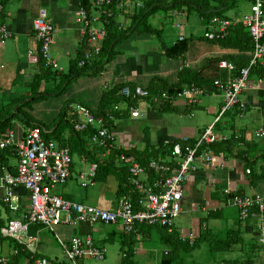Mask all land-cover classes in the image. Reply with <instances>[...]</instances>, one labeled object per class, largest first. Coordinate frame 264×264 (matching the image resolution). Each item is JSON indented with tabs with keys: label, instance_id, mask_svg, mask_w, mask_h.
<instances>
[{
	"label": "crops",
	"instance_id": "1",
	"mask_svg": "<svg viewBox=\"0 0 264 264\" xmlns=\"http://www.w3.org/2000/svg\"><path fill=\"white\" fill-rule=\"evenodd\" d=\"M251 1L253 0H243L241 4L239 3L241 8H238V0H234V2L230 0L228 4L212 0L210 6H215L216 9L223 8V16L241 20L245 14L251 12ZM137 3V0H126L122 7L116 8L117 25L120 30H128V32L116 43L112 58L104 66L103 71L98 72L94 76L81 75L69 78L68 81L62 84L61 80L64 76L75 72L74 61L86 47L81 38V30L76 13L78 1L4 0V10L0 13V23H5L12 35L7 41L0 42V97L13 94L19 96L23 92L24 96L12 99L17 102L19 99L29 96V94L36 95L44 91L57 92L56 90L59 88H66V91L62 93L64 95V103L61 105L59 113L50 117L52 121L49 124L53 125L58 121L68 104L67 113H69L68 109L71 108V105L78 103L86 105L93 112H98L100 107L105 104L107 107H105V110L108 111L110 108L108 106L115 103H107L109 98L102 100L106 89H115L112 92L115 93L117 88L129 85L132 88L143 86L161 90L165 84L181 83L183 86L190 84L187 83L189 80L199 79L203 82L201 87L206 89V93L200 96L197 103L189 104L185 100H180L173 103L169 108L170 110L164 111L163 107H154L148 100L140 99L133 103L139 105L141 111L137 114H131L128 109L130 102L119 101L116 104L119 105L120 112L117 114V111H115V120L111 121L106 118L107 112L100 113L104 117L106 124L112 126V132L117 137L116 144L118 148H134L142 152L147 147L155 146L156 148L161 147L167 150L174 143L183 142L186 137L190 138V140H195L207 125L215 121L224 101V94L214 85V81L217 78L225 79L229 76V71L225 68H220L219 62L221 60H229L244 66L249 62L252 50L247 47L244 35L236 33V31L232 33L233 35L230 34L232 36L228 35L229 38L233 37L231 38L232 40L230 39L231 42L229 39L224 42H214L216 40L206 38L207 21H203L204 19L198 13L203 24L201 25L203 33H199L197 28L190 22L193 12L198 11L188 5H184L181 8L173 9L175 17L180 19L172 23L168 34H165L164 28H157L151 22V19L155 18L160 11L149 20L154 28L162 30V37L168 47L175 45L177 39L182 35L185 38H193L183 56L168 57L163 50V43L158 33L146 31L145 29L129 31L133 23L135 24L136 22V14L141 9L137 6ZM42 8L48 11L49 19L56 29L51 55L57 61L59 68L47 66L45 63L46 67H50L52 70L42 68L41 63L32 62L29 58L30 51H33L34 54H39L40 52V42L33 29V21ZM180 23L181 25H178ZM142 26H144V22L141 23ZM174 29L178 31L177 34L173 33L176 39H170L169 35L173 37L171 33ZM168 39L171 42H168ZM259 80L260 76L257 71L251 73L250 87L242 94L241 98L248 105V110L242 112L237 107L233 112H228L224 115L217 123V129L221 135H227L230 138L237 137L236 141H230V149H226L224 152L214 150V160L209 164L199 162L197 169L190 173L185 185V189L192 192L194 202L203 205L207 212H209L210 208L222 207L220 213L222 211L228 214V222H233L234 224L233 232L240 234L237 242L242 240L243 236H246L243 238L242 243H244L241 247L243 248L241 251L245 253L248 251H245L246 243L244 239L247 238L252 241L256 237L258 241V216L253 215L241 223L237 219L238 214L234 215L237 210L232 207V202L228 201L229 203L227 204L226 201L215 199L212 197V193L217 189L226 190L227 188L234 191L242 190V192L246 193L264 191V181H261L256 189L251 185L247 172L251 167L246 165V159L241 153V151H248L245 155L249 154L248 156L256 161L254 164L255 170L263 173L264 156L261 153L264 154V137H259L256 134L259 130L264 129V82ZM26 98H28L26 99L28 101L31 100L30 97ZM22 100L18 102V105L22 103ZM37 101L41 100L38 99L34 102ZM34 120L45 122L38 117H34ZM20 121L18 119L14 121V126L18 130L26 126L21 119ZM66 135L71 134L67 132ZM69 138L71 137L69 136ZM91 139H89L91 142L86 145L85 142L84 146L79 144V150L85 148L83 151L81 150L74 154L72 177L68 183L57 191L60 194L55 193L72 200L88 201L90 204L113 209L118 201V180L115 176L111 175L105 181L92 182L86 186L82 183L86 179L78 177L80 174L88 172L91 167L92 161L89 159L91 154L89 155L88 152H94L95 149L93 148L96 145ZM14 160V157H12L11 162L15 163ZM167 161L170 163L171 158L167 157ZM168 163L167 165L173 168L174 164L170 165ZM75 174H77V178H75ZM20 194L21 203L26 206L28 199L25 191L21 190ZM231 219L234 220L231 221ZM207 227L201 233L205 232ZM44 229L40 228L35 233L39 238L40 254L48 260L64 261L66 256L63 251L62 258L59 259V256L56 255V259H51L53 247L50 244H52V239L47 236L42 237V234L46 231ZM53 231L61 233L62 235H57V238L60 237L64 240H69L75 235L92 234L96 245L105 247L106 251L107 247L105 244L108 241L115 243L118 240L123 251L134 247V255L137 254L136 252L143 250L142 247L140 249L143 241H151L153 238L152 230L143 232L139 238H136L134 245L132 240L135 239L131 237L129 241L122 224L99 223L91 226L81 223L73 226L61 223ZM200 235L195 234L196 237ZM161 237L164 239L163 236ZM180 238L182 239L181 235ZM198 239L196 238L194 245H196ZM182 240L185 241L184 239ZM186 242L189 243V241ZM169 245H172V243ZM10 247L11 244L4 246L7 249ZM235 249L233 248L229 252H233ZM250 249L251 254L246 255L249 257H245L246 259H244L243 263L239 264H264V249L261 245L258 246L256 243L250 242ZM169 251L172 252V250ZM153 256L154 254L150 256V261H152ZM235 261L238 262L239 260L235 259ZM132 262L139 263L137 257H134ZM83 264L96 263L86 258ZM122 264H125L124 258Z\"/></svg>",
	"mask_w": 264,
	"mask_h": 264
},
{
	"label": "built area",
	"instance_id": "2",
	"mask_svg": "<svg viewBox=\"0 0 264 264\" xmlns=\"http://www.w3.org/2000/svg\"><path fill=\"white\" fill-rule=\"evenodd\" d=\"M77 1L79 4L76 13L81 38L86 44L79 60V66L83 67L93 64L102 54L103 44L108 35L107 24L117 17L114 6L122 7L125 0H92V7L89 9L81 0ZM137 1L138 7L145 6L143 0ZM3 10L4 0H0V13ZM239 24H242L253 38L252 56L246 65L240 67L229 60L219 62L220 68L229 71L228 77L217 78L214 81V85L224 94L223 104L215 121L207 125L195 140L191 141L186 137L184 143L174 144L171 158L176 163V168L151 185L142 177L147 172L145 167L133 155H120L123 163L130 164V183L142 193L136 202L137 206L132 196L119 198L115 208L107 209L52 193L55 186L66 184L72 177L74 160L69 147L60 145L53 137H47L45 134L47 132L41 125L24 126L20 130L15 126L6 130L0 128V151L11 149L16 159L15 163L10 161V165L15 169L13 172L0 155V209L3 208L5 212V223L0 226V264H83L86 258H106V248L96 245L92 234L75 235L69 240L58 237L66 256L64 261H51L41 257L39 238L31 233L33 224L42 225L50 230L61 223L73 226L81 223L92 226L99 223L122 224L129 237H140L143 233L141 227L146 229L147 226L175 225V220L183 212L185 185L190 173L197 169L199 162L209 164L214 160V144L220 140L230 139L229 136L219 133L217 123L237 107L242 112L247 111L248 106L242 100V94L250 87L253 67L261 65L264 68V0H253L251 12L245 14L241 20L215 15L206 28L205 36L211 40L223 39L232 34ZM33 29L40 42V52L34 54L30 51V60L36 63L44 60L47 66L59 68L51 55L56 29L46 9H40L39 15L33 21ZM11 35L12 32L7 25L0 24V42L7 41ZM183 38L182 35L181 39ZM259 81L264 82V78L260 77ZM205 93L206 89L195 83L183 85L176 93L163 91L152 95L151 91L143 86L132 88L128 85L120 91V94L129 98L131 102L145 99L154 107L180 100H185L189 104L197 103L200 96ZM131 102L128 104L130 113H139L141 107ZM119 109V105H114L107 111L108 117L115 119L114 111ZM68 117L76 131L84 132L90 127L97 129V133L91 139L94 144L118 148L115 134L105 125L104 117L92 112L86 105L78 103L70 108ZM256 134L264 137V129ZM150 166L157 171L167 170L165 165L156 159L151 160ZM97 168L98 164L92 163L88 172L78 176L86 179L82 182L84 186L93 182ZM247 172L250 173V169ZM21 190L25 191L28 199L26 206L21 203ZM231 190L227 188L226 192L229 193ZM231 202L239 207L241 219L258 216V241L264 249V191L236 194ZM6 207H9L10 213L5 210ZM182 239L194 245L196 236L191 232L187 236H182ZM6 244H11L8 253L3 252ZM128 251L129 249L123 253L124 257L128 256ZM22 252L27 253L25 258L20 257Z\"/></svg>",
	"mask_w": 264,
	"mask_h": 264
},
{
	"label": "trees",
	"instance_id": "3",
	"mask_svg": "<svg viewBox=\"0 0 264 264\" xmlns=\"http://www.w3.org/2000/svg\"><path fill=\"white\" fill-rule=\"evenodd\" d=\"M82 3L85 5V7H87L88 9L92 7V3L91 0H81ZM211 1L212 0H144L145 2V7H142L140 9V11L136 14L137 18H136V22L135 24L133 23V25L130 27L129 31L133 30H146V31H150V32H155L158 33L159 37L161 38V41L163 43V50L165 52V54L168 57H179V56H183L187 49H188V45L189 43L193 40L192 37L190 38H184V40H179V38L177 39L175 45L168 47L165 44V41L162 37V30L160 29H156L153 27V25L150 24L149 20L150 18L156 14L157 12H159L161 9H174V8H181L184 5H188L190 8H194L198 11V13L200 14V16L204 19L203 21H207L208 22L211 20V18L214 15H223V8H217L211 7ZM217 1L219 3H224L226 2V4H228V2L230 0H214ZM234 2V0H232ZM225 4V5H226ZM221 5V4H220ZM189 8V9H190ZM114 9H116V6H114ZM138 19V21H137ZM134 22V21H133ZM144 22V26L141 27V23ZM3 24V23H0ZM119 24V23H118ZM107 28H108V35L106 40L104 41L103 44V51L102 54L96 58L93 62V64H87L83 67L79 66V60L82 56V52L79 55V57L74 61V66H75V72L68 74V76H64L63 79L61 80L64 84L65 81H68L69 78H75L81 75H90V76H94L96 75L98 72L103 71L104 66L111 60L112 58V53L114 51V47L116 45V43L122 39L128 32L127 31H122L120 30V27L117 25V17L115 19H112L108 22L107 24ZM241 28V29H239ZM239 29V30H237ZM236 33H242L245 37V42L247 43V47L251 50H253L254 48V41L253 38L251 37L250 33L248 32V30L242 25L239 24L238 26H236L233 30V32ZM232 32V33H233ZM233 35V34H232ZM230 35V36H232ZM233 38V37H231ZM229 38V36L223 38V39H216V41L214 42H224L227 39H231ZM232 40V39H231ZM230 40V42H231ZM40 63L42 64V68H48L49 70H52L50 67H46L45 65V61L41 60ZM246 65V64H245ZM237 66L240 67L242 66V64H238ZM254 71H257L260 77L264 78V68L261 65L255 66L252 69V73ZM56 72V71H55ZM187 83H195L197 85L202 86V83L199 79H192L189 80V82ZM200 83V84H199ZM123 87V86H122ZM117 88V90L114 92L115 89H111L108 90L104 93L102 100H106L107 98H109L107 103H112L114 102L115 104H112L111 106L109 105L108 107L109 110L111 108L114 107V105H117L116 103H118L119 101H128L131 102V100L129 98L123 97L122 95H120L119 90L122 88ZM148 89L151 91L152 95L153 94H158L160 92L163 91H168V92H172V93H176L179 90L182 89V84L178 83V84H165L161 90L158 88H150L148 87ZM57 92H42L41 94H36V95H29L26 97H30L31 100H26L28 98H22V103L19 104V106L16 108V110H12L10 112H8L7 110L0 109V128L2 130H6L8 128H14V124H15V120L16 119H21L26 126H36V125H41L45 128L46 132V136L47 137H53L60 145L62 146H67L69 147L72 156H74L75 153H77L78 151H83L84 148L79 150V144L84 146L89 142H91L89 139L92 138L96 133H97V129L90 127L87 131L84 132H79L76 131L73 125V122L71 119H69L67 116V112L66 109L62 112L61 116L59 117L58 121L51 125V124H47L45 122H41V121H35L34 117L30 115V113L27 111H25V107H28V105H30L31 103H33L36 100H42L45 99L49 96H55V95H59L60 93H63L64 91H66V88H59L56 90ZM114 98V100H113ZM150 100V98H149ZM137 102V101H135ZM132 103V102H131ZM173 103H168L166 105L163 106H159V107H163L164 111H168L170 110V106H172ZM103 107V108H102ZM106 105L103 104L100 109L98 110L99 115L101 116L100 113L102 112H107L105 110ZM25 108V109H24ZM107 108V107H106ZM108 110V111H109ZM15 111V112H14ZM117 111V114H119V110H115ZM114 111V113H115ZM130 112V111H129ZM106 118H108L109 120H111L108 115L106 116ZM112 121V120H111ZM105 125L109 128H111L112 126L110 124H106ZM67 132H70L71 135H66ZM73 134V135H72ZM69 136L71 138H69ZM72 139V141H71ZM73 139L74 142H73ZM236 141V137H232L228 140H220L219 142H217L216 144L213 145V148L215 151H222L224 152L226 149H230L231 147V143H229L230 141ZM193 141V140H191ZM177 143H184V141H180ZM176 144V143H174ZM171 145V147H169V149L165 150V148H156L155 146H150L147 147L144 151L139 152L136 149H125V148H109V147H104V146H100V145H95L93 149L94 152H88L90 157L89 159L92 161L91 163H97L98 164V168L97 171L92 179L93 182L96 181H105L108 179L109 176L113 175L116 177V179L118 180V199L123 197V196H132L133 202L136 204L137 200L140 198V196L142 195L141 192L137 191L136 187L133 186L130 183V177H131V173H130V164H125L120 160V155L121 154H128V155H133L142 166L145 167V170L147 171L146 174L144 175V179L149 182V184L153 185L154 183H156L160 178H164L166 175H168L169 173H171L173 171V169L176 168V163L174 162V160H172L173 158H171V151H172V147L174 146ZM11 149H7L3 152L0 151V155L2 156L3 161L9 166V169L12 170L13 172H15V169L13 166L10 165V161L11 158L13 157V154L11 153ZM248 152V151H247ZM246 151H241L242 156L245 157L244 159H246V165H249L251 167L250 169V173H248L249 177H250V183L251 185L256 189L258 188V186L260 185L259 183L261 181H264V167L262 169V172H259L257 170H255L254 164L256 163V161L249 157L247 155H245V153H247ZM263 156L264 154L261 153ZM167 157L171 158L170 163H168L169 161H167ZM156 159V160H160V162L162 164L165 165V167L167 168L166 171L164 170H155L154 168H152L150 166V162L151 160ZM168 164H174L173 168H170ZM71 179V178H70ZM68 183V182H67ZM260 192V191H259ZM245 194L246 192H242V190H231L229 193L226 192V190H222V189H217L216 191H214L212 193V197L215 199H220L223 201H226L227 204L229 202L232 201V198L236 195V194ZM251 194V193H248ZM72 200L71 198H67ZM75 200V199H73ZM75 201H80V202H84L81 200H75ZM229 201V202H228ZM137 206V204H136ZM222 207H218V208H210L209 212H208V219L212 218V219H221V218H225L227 216V218H229L228 214H225L224 212L221 211L220 213V209ZM5 210L7 212H9V207H6ZM254 212H256V210L253 209ZM10 213V212H9ZM4 210L3 208L0 209V226L2 224L5 223V218H4ZM10 215V214H9ZM238 221L243 223L244 220L240 218L239 213H238ZM207 227V226H206ZM40 228H45L42 225L39 224H33L31 226V233L35 235V233L37 232L38 229ZM157 229L159 232L166 230L167 234L163 235L164 240L168 243H172L175 244L176 249L169 251L166 255L163 256L162 260H161V264H179L178 262H176L175 260L179 257L178 255V250L179 248H181L182 246L185 247L187 249V251H191L194 247H196L197 245H200L201 242L206 241V242H212L214 247L216 245L217 242V247L219 250H232L233 249V244L237 243L238 239L240 238V234L237 232H233V229L229 230L228 233V237L226 239H219L217 237V234L210 228H206V231L201 233V235L199 236V239L196 243V245L191 246L188 242H184L181 238H180V234L177 231L175 225L169 226V227H155V226H147L146 229H144V227H141V231L142 232H146V231H151L153 229ZM55 229V228H54ZM53 229V230H54ZM52 230V231H53ZM127 238L129 239V241L131 240V238L126 235ZM132 237V236H131ZM133 244L136 242V236H133ZM135 245V244H134ZM225 248H223V247ZM125 251V249H124ZM186 251V252H187ZM27 256V253L22 252L20 257L21 258H25ZM41 257H43L40 254ZM124 258V263L125 264H139V263H134L132 262L133 258H134V247H131L128 251V256L127 257H123Z\"/></svg>",
	"mask_w": 264,
	"mask_h": 264
},
{
	"label": "rangeland",
	"instance_id": "4",
	"mask_svg": "<svg viewBox=\"0 0 264 264\" xmlns=\"http://www.w3.org/2000/svg\"><path fill=\"white\" fill-rule=\"evenodd\" d=\"M243 0H238V8H241V4ZM253 4V1H251ZM185 9V8H183ZM188 9V7H187ZM186 10V9H185ZM173 9H161L160 12L155 16V18L151 19V22L157 26V28H164L165 34H168V30L171 28L172 23H175L177 19H180L179 17H175L173 13ZM185 15V14H184ZM186 16V15H185ZM182 18V16H181ZM190 22L195 28H197L199 33H203V29L201 28L202 21L201 18L198 15V12H193V16L190 18ZM177 29H174L171 35H169L170 39H176L174 34H177ZM174 33V34H173ZM168 39V42H171V40ZM51 91V90H50ZM23 92L20 93L19 96H22ZM32 95V94H29ZM18 95H2L0 97V109H5L8 112L12 110H16V108L19 106L18 102L22 99H19L17 102L13 101L12 99H15L16 97H19ZM24 96V95H23ZM17 99V98H16ZM64 103V95L61 93L59 95L55 96H49L46 99H43L41 101H37L34 103H31L28 105V107L25 109L26 113L27 111L30 113L31 116L42 118L45 123L49 124L52 119L50 117L56 116L59 113V109L61 105ZM69 105V104H68ZM67 105V107H68ZM77 105V104H75ZM75 105H71V108L75 107ZM67 107L65 108L67 110ZM64 109V110H65ZM69 110V109H68ZM15 112V111H14ZM28 114V113H27ZM45 116V117H43ZM84 116V114H83ZM49 118V119H48ZM19 122L20 119H18ZM74 158V156H73ZM15 159V158H14ZM16 162V159L14 160ZM144 177V175H142ZM75 178H77V174H75ZM61 185H57L52 189V193H59L61 189ZM58 189V190H55ZM60 194V193H59ZM186 198L183 200V212L181 215L175 220V227L179 234L181 236H187L191 232L195 233L196 235H200L201 231L208 226L207 228L212 229L219 239H226L228 237L229 230L234 227L233 222L230 223L229 218H221V219H212L207 218L208 212L203 208V205L199 203H195L194 199L192 198L193 194L191 191H187L185 189L184 197ZM86 203H89L88 201H84ZM100 207V206H99ZM237 210V213H239V207L236 205H233ZM228 213V212H226ZM234 219H231V221ZM89 225V224H88ZM92 226V225H91ZM57 227V226H56ZM55 227V228H56ZM46 230L44 234H42V237H49L52 239L51 247H53V252L51 253L52 258L56 259L57 256H59V259L62 258V251L63 248L60 245L59 241L57 240V235L61 236L62 234L59 232L51 231L48 228H45ZM153 232V238L151 241H143L142 246H140V249L142 247L143 250L140 252H136L137 254L134 255V257H137L138 262L140 264H161V260L163 256L165 255V252H169V250H175V244L169 245L170 243L166 242L164 239H162L161 236L166 235V230H163L161 232L157 230H152ZM126 234V233H125ZM127 235V234H126ZM254 235V234H253ZM250 236V234H249ZM259 236V235H258ZM133 237V236H132ZM135 237V236H134ZM239 242L233 244V248H236L235 251L229 252L227 250H219L217 247V242L214 247L212 242H201L200 245H197L194 247L191 251H187L185 247H181L178 250L179 257L175 260L179 264H239L243 263L245 257H249L246 255L251 254L250 249V242L256 243L258 246L257 238L255 237L254 240L250 241L249 239L245 240L246 249L245 251L248 252H242L241 248L243 246V238ZM131 238V237H130ZM136 238H139L136 236ZM199 238V236L197 237ZM250 241V242H249ZM186 242V241H184ZM197 243V242H196ZM105 246L107 247L106 251V258L104 259H95V258H89L91 262H95L96 264H122L123 261V253L125 251L122 250L121 244L118 242H111L108 241ZM223 247V246H222ZM225 248V247H223ZM129 248L125 249L128 250ZM137 249V248H136ZM169 249V250H168ZM46 252V250H44ZM187 251V252H186ZM4 253H8L7 248H3ZM64 252V251H63ZM154 254L152 261H150V256ZM167 254V253H166ZM57 255V256H56ZM235 259L239 260L238 262L235 261ZM232 260V261H231ZM52 261V260H51Z\"/></svg>",
	"mask_w": 264,
	"mask_h": 264
},
{
	"label": "bare ground",
	"instance_id": "5",
	"mask_svg": "<svg viewBox=\"0 0 264 264\" xmlns=\"http://www.w3.org/2000/svg\"><path fill=\"white\" fill-rule=\"evenodd\" d=\"M125 1H126V0H125ZM143 1H144V0H143ZM144 4H145V2H144ZM117 7H119V6H116V8H117ZM144 7H145V6H144ZM139 8H140V7H139ZM141 8H142V7H141ZM115 10H117V9H115ZM220 16H223V15H220ZM213 17H214V16H213ZM213 17H212V18H213ZM212 18H211V19H212ZM210 21H211V20H210ZM210 21H209V22H210ZM209 22H208V24H209ZM3 24H5V23H3ZM208 24H207V26H208ZM205 37H206V36H205ZM184 38H185V37H184ZM184 38L181 39V37H180L179 40H184ZM206 38H207V37H206ZM210 40H211V39H210ZM126 86H127V85H126ZM128 86H129V85H128ZM199 86H200V85H199ZM123 87H125V86H123ZM123 87H122V88H123ZM122 88H121V89H122ZM133 88H134V87H133ZM121 89L119 90V93H120ZM147 89H148V88H147ZM110 90H111V89H110ZM106 91H108V89H106ZM120 95H121V94H120ZM123 97H124V96H123ZM139 100H140V99H139ZM136 101H138V100H136ZM134 102H135V101H134ZM132 103H133V102H132ZM247 106H248V105H247ZM247 110H248V109H247ZM91 111H92V110H91ZM92 112H93V111H92ZM94 113H97V115H99L98 112H94ZM102 117H103V116H102ZM216 117H217V116H216ZM111 120H112V119H111ZM114 120H115V119H114ZM110 129L112 130V127H111ZM116 139H117V137H116V135H115V141H116ZM183 141H184V140H183ZM239 216H240V214H239ZM240 218H241V217H240ZM246 220H247V219H246ZM246 220H244V221H246ZM196 238H197V237H196ZM185 241H188V240H185ZM258 243H259V241H258Z\"/></svg>",
	"mask_w": 264,
	"mask_h": 264
}]
</instances>
